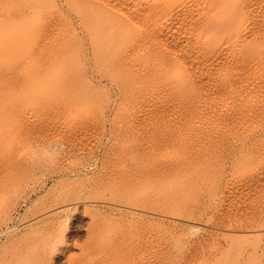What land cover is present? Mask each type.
<instances>
[{
  "label": "bare ground",
  "instance_id": "1",
  "mask_svg": "<svg viewBox=\"0 0 264 264\" xmlns=\"http://www.w3.org/2000/svg\"><path fill=\"white\" fill-rule=\"evenodd\" d=\"M81 2L92 9L74 12V36L58 13L23 29L4 11L19 0H0V150L6 102L20 96L49 115L24 121L32 136L94 142L95 71L121 95L131 141L106 171L111 197L72 204L112 215L93 217L78 264H246L233 254L241 236L264 233V0ZM22 31L32 34L18 52ZM1 157L0 197L5 178L20 185L27 171L22 154ZM62 208L39 221L59 220ZM110 221L119 226L106 232ZM54 228L23 238L4 264H55L67 243ZM12 235L0 229V241Z\"/></svg>",
  "mask_w": 264,
  "mask_h": 264
},
{
  "label": "rangeland",
  "instance_id": "2",
  "mask_svg": "<svg viewBox=\"0 0 264 264\" xmlns=\"http://www.w3.org/2000/svg\"><path fill=\"white\" fill-rule=\"evenodd\" d=\"M19 3L20 7L13 9L8 4L4 11L7 17L20 16L23 29L33 28L36 16L41 21L58 13L63 24L69 20L75 22L73 31L70 29L74 36L79 32L74 12L92 9L82 4L81 0H19ZM26 32L29 31L21 33L23 37L20 38L18 52H21L24 42L32 34ZM74 64L71 62L68 73L76 68ZM92 74L87 77V82L94 87L95 104L103 107V111L98 114L103 125L95 141L88 144L66 140L48 131L32 136L24 121L43 120L49 116L42 111V102L28 104L21 96L18 100L6 102L9 117L0 155L5 161H11L22 154L27 171L22 174L24 181L20 185L9 182V178L2 181L5 189L0 197V229L10 225L13 235L0 241V264H4L7 255L21 244L23 238L43 236L54 227L61 226L66 229L64 240L67 247L58 255L55 264H78L83 257L80 246L88 241L93 217L98 214L104 217L111 215L106 210L86 209L85 205L76 209L72 205L77 201L92 202L111 197L113 189L109 186L102 188L106 171L113 165L115 149L122 144L129 145L131 141L125 129L119 126L125 112L121 95L110 83L102 81L95 71ZM12 114L17 116L12 117L16 122L11 121ZM71 120L67 117L61 119L64 123L72 124L77 121V117ZM59 206H64L59 210L64 212L59 220L39 221L42 214ZM257 220L259 222V218ZM118 226V222L110 221L106 232H113ZM196 233L198 228L187 231L191 238ZM239 245L234 255L242 253L247 259L246 264H264V233L244 234Z\"/></svg>",
  "mask_w": 264,
  "mask_h": 264
}]
</instances>
